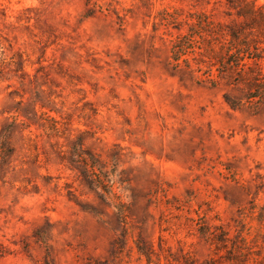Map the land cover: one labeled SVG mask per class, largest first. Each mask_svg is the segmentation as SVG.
Masks as SVG:
<instances>
[{"label":"rangeland","instance_id":"1","mask_svg":"<svg viewBox=\"0 0 264 264\" xmlns=\"http://www.w3.org/2000/svg\"><path fill=\"white\" fill-rule=\"evenodd\" d=\"M248 1L0 0V264H264Z\"/></svg>","mask_w":264,"mask_h":264},{"label":"trees","instance_id":"2","mask_svg":"<svg viewBox=\"0 0 264 264\" xmlns=\"http://www.w3.org/2000/svg\"><path fill=\"white\" fill-rule=\"evenodd\" d=\"M240 2H242L243 4H241V6L239 5H237V7H239V10H238V12H239V16H241L242 15V13H244L243 12V6H248V4H249V1L248 0H239ZM254 2H255V0H254ZM231 3H233V2H231ZM236 3V2H235ZM253 6L255 7V4H253ZM251 12V11H250ZM253 12V11H252ZM246 14L245 15H247V13L248 12H245ZM231 38H232V40H233V42L234 41H239L238 40V37L237 36H235L234 34H231ZM234 43H236V42H234ZM238 58V60L240 61V56H238L237 57ZM260 90H262L263 92H264V86H262V87H260L259 88ZM88 168H90V166H88L87 164L85 165V168H84V176L85 177H87L88 178V175H89V172H90V170H88ZM91 179V178H90ZM92 180V179H91ZM101 185V184H100ZM102 187V190L105 192V193H107V196H111V197H114V193H112V184H105V185H103V186H101ZM120 206V203L119 202H117V208ZM264 208V207H263ZM208 233V232H207ZM205 235H209V234H206V232H205ZM223 239V240H222ZM219 243L220 242H225L224 241V238H219L218 240H217ZM245 242H246V238L245 237H241L240 238V244L238 245V244H234V246L232 247V251L231 252H229V254L231 255V260L230 261H232L234 264H240V263H243L245 260H243V259H247V255H248V253L247 252H245V249H246V244H245ZM138 249H139V251L143 254V255H145L146 257H148V255L150 254H146L145 252H143V250L140 248V247H138ZM247 261V260H246Z\"/></svg>","mask_w":264,"mask_h":264}]
</instances>
